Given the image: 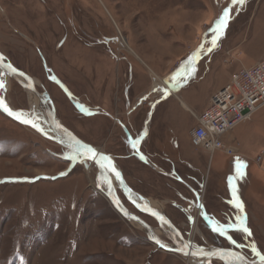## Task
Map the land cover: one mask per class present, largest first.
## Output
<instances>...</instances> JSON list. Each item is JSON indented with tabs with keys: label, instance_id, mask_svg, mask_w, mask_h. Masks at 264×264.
<instances>
[{
	"label": "rangeland",
	"instance_id": "rangeland-1",
	"mask_svg": "<svg viewBox=\"0 0 264 264\" xmlns=\"http://www.w3.org/2000/svg\"><path fill=\"white\" fill-rule=\"evenodd\" d=\"M225 10L227 28L208 56ZM0 53L35 80L58 121L108 155L163 217L183 225L174 204L193 187L188 243L234 250L252 263L264 256V108L234 130L235 157L212 156L193 145L196 120L179 100L200 114L234 73L264 59V0H0ZM196 55L201 61L191 66ZM156 77L168 90L182 88L179 99L163 100ZM5 100L16 112L31 111L27 91L11 79ZM155 127L163 128L162 137H149ZM152 145L177 159V176L168 178L141 159ZM73 156L0 105V264H190L194 258L161 251L144 228L118 214L99 189L95 163ZM237 158L247 164L245 176L230 183ZM233 189L252 233L230 231L236 244L208 223L235 222ZM117 196L163 243L174 244L170 229L140 213L119 185Z\"/></svg>",
	"mask_w": 264,
	"mask_h": 264
},
{
	"label": "water",
	"instance_id": "water-1",
	"mask_svg": "<svg viewBox=\"0 0 264 264\" xmlns=\"http://www.w3.org/2000/svg\"><path fill=\"white\" fill-rule=\"evenodd\" d=\"M0 68L7 74V76L18 83L25 91H30L32 94L36 96V98L39 100L40 105L42 106V109L46 115L47 120V127L46 128H40V131H37L36 128L32 127L31 125H27L25 123H21L19 120L15 119L13 116H10L13 120L17 121L20 124L26 125L31 127L33 130L37 131L39 135L42 137L60 145L61 147L71 151L75 154L73 145L75 144V141H79L81 144H85L91 148L94 149L96 155L93 156L91 154H88L86 156H78L82 157L83 159H87L98 167L99 171L104 175V178L106 182L108 183V189L107 192L103 195L106 197V199L110 202L112 207L115 209V211L120 214L124 219L136 222L139 224L144 230H146L147 234L150 237L151 242L156 245L161 251L173 254V255H181V256H188L193 257L195 259L199 260H209L210 264L212 261H219L223 264H252V262H249L241 253L234 251V250H224V249H209L206 252H213L217 253V255L210 256V257H201L199 253H196V255H192L193 252L190 248H183V252L177 250L178 248L174 247L173 245H168L163 243L158 237H156V231L150 227L147 223H145L139 216L129 212L122 204L121 200L117 196V188L114 186L113 181L117 186L119 185L122 189L124 196L126 199L142 214L149 215L150 217L156 219L159 223L170 229L171 232L175 233L177 237L183 242V244L188 245L187 239L182 235V233L171 223L170 220L166 219L158 212H156L153 208L148 205V202L146 199L140 195H138L134 190L130 188V186L127 184L122 172L120 169L116 166L114 161L106 154L101 152L99 149L94 148L86 143H84L82 140H80L78 137H76L74 134H72L68 129H66L57 118L56 114V108L54 104L51 102L50 98H48L46 95L40 93L37 89L36 82L33 78H31L26 73L16 69L12 65L6 62L4 57L0 53ZM38 127V126H37ZM100 155H106L109 157V161L104 162L103 167L100 163L97 161L99 160ZM105 169H108L110 174L106 173ZM120 173L119 179H117L115 173ZM113 177V178H112ZM117 198V200H116ZM153 213H156V215H153ZM205 217V215H204ZM159 241L160 243H156V241ZM163 244L166 247H161L160 245ZM222 252V255L219 253ZM184 253H188V255H185ZM237 257H243L242 260H238Z\"/></svg>",
	"mask_w": 264,
	"mask_h": 264
},
{
	"label": "built area",
	"instance_id": "built-area-1",
	"mask_svg": "<svg viewBox=\"0 0 264 264\" xmlns=\"http://www.w3.org/2000/svg\"><path fill=\"white\" fill-rule=\"evenodd\" d=\"M184 82V81H183ZM264 108V59L234 73L231 82L213 95L209 107L197 116L193 145L209 152L235 157L234 130Z\"/></svg>",
	"mask_w": 264,
	"mask_h": 264
},
{
	"label": "snow or ice",
	"instance_id": "snow-or-ice-1",
	"mask_svg": "<svg viewBox=\"0 0 264 264\" xmlns=\"http://www.w3.org/2000/svg\"><path fill=\"white\" fill-rule=\"evenodd\" d=\"M244 2H245V0H233V3L238 4V5H243ZM229 19H230V13L228 10H225L223 13V16L218 21L215 22V27L212 30L215 38L211 41V44L213 47L218 43L220 33L224 29L227 28ZM213 47H209L208 51L211 52L213 50ZM3 87H4V85L0 84V88H3ZM3 104H4V102L2 100H0V105H3ZM3 110L5 112H7V114L9 116H13L15 119L19 120L21 123H25V124L29 123L28 119H21V116L23 115L22 113H20V114L14 113L7 106H4ZM31 126L36 128L37 131L41 130L39 127H37V125L35 123H33ZM137 143H139V141L133 142L132 147L135 148ZM73 148H74V152H75V156L72 157L73 159L78 157V156H86L88 154H91L93 156L96 155L93 148H91L85 144H81L79 141H75ZM141 159H143V157H141ZM106 161H109V157L106 155H100L99 160L97 162L100 163L101 166L103 167V164ZM109 163H110V161H109ZM246 167H247V164L245 162L241 161L239 158H237L235 163H234V176L229 178V182L231 183L232 180H234V179H242L245 176ZM115 175H116L117 179H119L120 173L118 171L115 173ZM232 194H233V197H235L234 207L238 211V214L234 217L235 222L233 223V222L229 221L226 224H218V223L212 221L211 219H209L208 223H209L210 229L213 233H216L217 235L222 236V237H226L232 244H236V241L232 238L231 235H229L230 231H232L234 233L243 234L246 237H251L252 233L249 230V228L246 226V217L243 214V203L236 196V190L235 189H233ZM153 215H156V213H153ZM156 243L159 244L160 242L157 240ZM160 246L166 247L163 244H161ZM238 246L244 247L243 244H240ZM183 247L187 248L188 245L185 244ZM177 250L183 252V248H178ZM251 250L253 253H255L256 255L259 256V252L257 251L254 243H253ZM198 252H199L201 257H210V256L217 255V253L205 252L203 249H198ZM184 254L188 255V253H184ZM219 254L222 255V252ZM192 255H196V253H192ZM237 259L242 260L243 257H237ZM260 259H261V261H264V256H260Z\"/></svg>",
	"mask_w": 264,
	"mask_h": 264
},
{
	"label": "bare ground",
	"instance_id": "bare-ground-1",
	"mask_svg": "<svg viewBox=\"0 0 264 264\" xmlns=\"http://www.w3.org/2000/svg\"><path fill=\"white\" fill-rule=\"evenodd\" d=\"M0 84L4 85L3 88H0V100H2L4 102V104L1 105L2 110H3L4 106H7L14 113H17V114L22 113L23 115L21 116V119H28L29 120V123H27V125H32L33 123H35L40 128H46L47 127V120H46L47 118H46V115H45V113H44V111L42 109V106L40 105L39 100L36 98V96L34 94H32L30 91H27L28 96H29V100H30V107H31V111L29 113L16 112L15 110H13L8 105L7 101L5 100V94H6L7 88L10 85V78L7 76V74L1 68H0ZM154 87L156 89H159V88L162 87L161 88L162 91H164V93H166L167 95H174L175 94V96H176V91L174 89L172 90V88L168 90V87H166V88L163 87L161 85V80L159 78L155 79V86ZM177 90H179V89H177ZM43 122L46 125L45 127H41ZM105 171H106L107 174L108 173L110 174L108 169H105ZM113 183H114V186H116V188H117V184H115L114 181H113ZM98 186H99V189L101 190L102 194L106 193L107 189L109 187L108 183L106 182V180L104 178V175L101 172H100V176H99V184H98ZM116 200H117V198H116ZM148 205H150V204L148 203ZM150 207L154 209V207L152 205H150ZM200 212H201V208H200ZM160 216H161V214H160ZM198 230L199 229H198L197 223H196L194 231L198 232ZM170 232L167 231V235L170 238V240L173 241V243H174L173 246L176 247V248H184L183 247L184 246L183 242L179 238H177V235L175 233H173V232H171V233ZM156 237H158V236L156 235ZM188 248H190L195 253H199L198 249H200V248H196L194 245H191L190 243H188ZM203 250L206 252L208 249H203ZM189 258H193V257H189ZM189 261H190V264H210L209 260H204V261H206V262H204L202 260L200 261L199 259L195 260V258H194V259H190ZM252 264H264V261H261V259H260L259 261H256V262H254Z\"/></svg>",
	"mask_w": 264,
	"mask_h": 264
},
{
	"label": "crops",
	"instance_id": "crops-1",
	"mask_svg": "<svg viewBox=\"0 0 264 264\" xmlns=\"http://www.w3.org/2000/svg\"><path fill=\"white\" fill-rule=\"evenodd\" d=\"M211 47H213V46H211ZM216 47V46H215ZM215 47H213V50L212 51H215L216 49H215ZM211 51V52H212ZM210 55V52L208 51V56ZM207 56V57H208ZM234 55L232 54V57H233ZM242 57V56H241ZM203 60V59H202ZM228 60H230V58L228 57ZM239 60L240 59H235V61H234V64L233 65H236V63H238L239 62ZM199 61H201V58H200V56L199 55H196V58L192 61V64H191V66H195V65H198V62ZM224 61H225V59H224ZM225 63V62H224ZM258 62H256L255 64H257ZM226 64V63H225ZM255 64H253V65H255ZM227 65H230V66H232V64H227ZM252 65V66H253ZM176 85V84H175ZM182 88H180V90H181ZM180 90H178V92L180 91ZM220 90V89H219ZM218 90V91H219ZM217 91V92H218ZM178 92H176V96H175V94L174 95H172V96H175L177 99H179L178 98V95H177V93ZM216 92V93H217ZM166 94V93H165ZM169 95H165L162 99L164 100L165 98H167ZM174 97V98H175ZM213 97V96H212ZM180 100V102H181V105H182V107L186 110V111H188L189 113H191L192 115H193V117L195 118V122H196V126H197V116H200L208 107H209V104H210V101H209V104H208V106L205 108V110L202 112V113H196V112H194V111H192V109L189 107V105L186 103V102H184L183 100H181V99H179ZM262 110H260L258 113H256L255 115H257V114H259L260 112H261ZM254 115V116H255ZM171 133H169L170 134V136L172 137V138H175L176 140L178 139V134H177V131L176 130H171L170 131ZM165 132H164V130H163V128H161V127H155L154 128V130L152 131V128H151V130H150V132H149V137L151 136H153V138L154 137H162V135L164 134ZM143 137V135L142 136H140L139 137V139L140 138H142ZM236 141V140H235ZM153 143H155L154 141H152ZM140 143V142H139ZM146 153H147V155L146 154H143L142 155V157H143V161L145 162H149V163H151L152 164V166L154 165V169L159 173H163L164 175H166V176H168V178H173L174 176H177L178 175V173L176 172V171H179V167H178V165H177V162H175V161H177V159L175 158L174 159V157L172 156L171 157V155L168 153V152H166V151H158L155 147H153V145L152 146H150V147H148V150L146 151ZM167 154H169V155H167ZM179 161V160H178ZM235 161H236V159L235 160H233L232 162H231V164H234L235 163ZM172 163H173V165L175 166L174 168H173V166H172ZM176 163V164H175ZM180 173V172H179ZM181 174V173H180ZM182 176H183V174H181ZM173 255V254H172Z\"/></svg>",
	"mask_w": 264,
	"mask_h": 264
},
{
	"label": "flooded vegetation",
	"instance_id": "flooded-vegetation-1",
	"mask_svg": "<svg viewBox=\"0 0 264 264\" xmlns=\"http://www.w3.org/2000/svg\"><path fill=\"white\" fill-rule=\"evenodd\" d=\"M190 180L192 182H194V177H190ZM177 181H178V183H184L186 185V183L180 179H178ZM188 190L189 191H188L186 196L178 195V197H179L180 201H182V203L174 204L175 208L183 216L184 224L183 225L182 224H176L175 221H173V219L170 220L171 223L182 233V235L184 237H185V235H184L185 230L190 229L194 225V218H193L194 215L193 214H194L195 207H196V202H195L196 198L194 197L193 187L190 186L188 188Z\"/></svg>",
	"mask_w": 264,
	"mask_h": 264
}]
</instances>
